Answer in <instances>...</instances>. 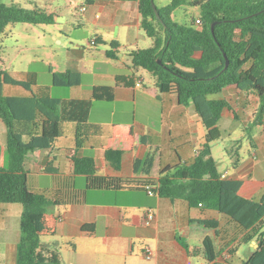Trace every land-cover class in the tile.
Masks as SVG:
<instances>
[{
    "label": "crops",
    "instance_id": "1",
    "mask_svg": "<svg viewBox=\"0 0 264 264\" xmlns=\"http://www.w3.org/2000/svg\"><path fill=\"white\" fill-rule=\"evenodd\" d=\"M20 1L14 0L23 5ZM25 4L31 7L35 1ZM79 12L81 20L69 16L60 26H86L104 48L87 50L80 46L79 37L60 27L48 33L55 45H43L47 48V62H43L57 73H80L81 85L54 87L50 70L42 73L44 83L37 77L30 82L35 95L60 100V135L54 147L34 151L25 160L29 190L54 202L48 212L56 217L57 229L41 242L57 251L64 264H247L259 249L258 238L246 241L253 230L217 211L191 207L186 200L148 194L147 187L156 188L162 170L196 159L207 131L193 105L182 106L176 95L162 94L146 70L134 68L131 53L150 44L141 29L138 2L95 0L89 5L85 1ZM114 41L120 48L116 58L110 59L107 52ZM16 74L11 75L30 81L28 75ZM4 93L31 95L13 85L5 86ZM209 99L228 104L218 123L222 138L211 146L212 157L215 144L231 139L241 128L247 131L242 135L248 140L244 153L243 144L234 140L235 150L227 152L231 166L219 172L224 179L242 182L241 197L258 201L264 194V119L261 126H251L259 98L233 85ZM116 125L133 126L132 151L109 153ZM79 126L84 144L77 148ZM6 143L7 127L0 119V170L8 168ZM151 151L156 152L151 173H136L135 162ZM88 157L95 162L97 176L133 184L118 190H89L88 177L75 170V159ZM149 210L155 217L147 225ZM22 214L21 204H0V264H17ZM200 221H217L219 226L209 229ZM207 237L217 254L213 262L201 255Z\"/></svg>",
    "mask_w": 264,
    "mask_h": 264
},
{
    "label": "trees",
    "instance_id": "2",
    "mask_svg": "<svg viewBox=\"0 0 264 264\" xmlns=\"http://www.w3.org/2000/svg\"><path fill=\"white\" fill-rule=\"evenodd\" d=\"M94 1L86 0V3L91 5ZM101 1L138 2L141 29L153 41V47L131 53L134 68L149 72L162 94L176 95L182 106L193 105L207 131L205 144L191 164L160 172L155 189L157 195L172 201L186 200L191 207L202 204L205 209L225 214L243 228L253 230L246 241L258 238L259 249L247 264H264V194L258 201L247 200L239 195L242 182L224 179L220 174L211 146L222 138L218 123L228 104L209 99L233 85L241 91L255 93L259 108L251 128L262 125L264 0H169L165 7H159L157 0ZM187 7L198 8L199 17L191 24L175 22L174 12ZM56 22V18L44 9H30L14 0L10 3L0 0V40L9 25H52ZM119 48L118 42H112L107 56L115 59V51ZM226 60L229 62L227 69ZM50 72L54 87L70 88L82 83L80 73H57L52 67ZM8 85L22 87L31 95L8 97L4 93ZM59 105L60 100L35 95L30 82L16 79L0 67V119L7 127L8 160V168L0 170V204L23 206L17 264H64L57 251L41 242L42 237L55 234L57 229L56 217L48 212L54 202L29 190L25 170V160L30 153L54 147L60 135ZM142 141L146 143V139ZM83 144V127L79 126L76 147ZM108 148L113 155L132 151L133 126H114ZM155 158L156 152L151 151L145 159L137 160L135 172L149 175ZM75 170L88 177L89 190H118L133 184L97 176L95 162L89 157L75 159ZM199 224L209 229L219 226L217 221H200ZM201 255L208 262L216 259L215 246L209 237L202 243Z\"/></svg>",
    "mask_w": 264,
    "mask_h": 264
},
{
    "label": "rangeland",
    "instance_id": "3",
    "mask_svg": "<svg viewBox=\"0 0 264 264\" xmlns=\"http://www.w3.org/2000/svg\"><path fill=\"white\" fill-rule=\"evenodd\" d=\"M27 0L20 1L23 6L35 9L41 8L47 11L48 14L53 15L57 22L52 25H32V24H13L6 28L3 37L0 40V67L8 71L9 73H17L21 76L24 74L30 78L29 82H34L36 77L39 78L41 83H44L45 79L42 75L43 71L48 72L49 65L47 62V48H43V45H47L50 41L49 34L62 27L63 30H67L73 35L80 38V46L90 51H96L97 49H103L102 44L97 46H91L93 40L92 34L89 32L86 26L73 27L64 23V27L60 26V21L66 22L65 19L69 16H73L78 20L82 19V14L79 12V6L86 0H36L35 4L31 7L25 4ZM159 7H165L170 2L169 0H157ZM199 9L194 7L182 8L174 12L173 20L180 24H191L192 21L199 17ZM58 17V18H57ZM147 48L153 47V41L150 39ZM58 47V46H57ZM43 60H45L43 62ZM149 78L155 79L149 72L144 71ZM36 74V75H35ZM245 128L239 130V134H235L231 139H223L221 142L213 146V157L218 164L220 171H224L231 166V160L228 157L227 152H230L234 148V140H238L243 144L241 151L246 150L248 146V140L242 136L247 131ZM42 241V238H41ZM195 251V249L193 248Z\"/></svg>",
    "mask_w": 264,
    "mask_h": 264
},
{
    "label": "built area",
    "instance_id": "4",
    "mask_svg": "<svg viewBox=\"0 0 264 264\" xmlns=\"http://www.w3.org/2000/svg\"><path fill=\"white\" fill-rule=\"evenodd\" d=\"M85 10H86V6L82 8V11H85ZM90 44H91V46H96V45H97V40H96V39H93V40L91 41ZM198 155H199V153L197 154V156H198ZM222 177L225 178V175H223ZM155 189H156V188L147 187L148 194H149L150 196H155V195H157ZM199 206H200V207H203L202 204H200ZM154 217H155L154 212H153L152 210H149V211L147 212L146 222H145V223H146L147 225H149V224L154 220ZM147 256H148V258H150L149 255H147Z\"/></svg>",
    "mask_w": 264,
    "mask_h": 264
},
{
    "label": "water",
    "instance_id": "5",
    "mask_svg": "<svg viewBox=\"0 0 264 264\" xmlns=\"http://www.w3.org/2000/svg\"><path fill=\"white\" fill-rule=\"evenodd\" d=\"M154 10H155V12H156V15L158 16L157 9H156L155 6H154ZM158 17H159V16H158ZM214 26H215V24H213L212 29H214ZM159 64H161V61H159ZM228 65H229V62H228V60H226V69H227Z\"/></svg>",
    "mask_w": 264,
    "mask_h": 264
}]
</instances>
